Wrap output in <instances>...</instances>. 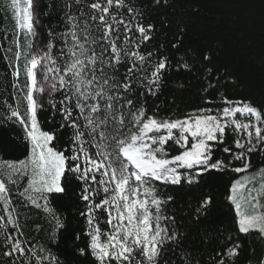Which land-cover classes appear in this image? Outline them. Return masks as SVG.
<instances>
[{"label":"snow or ice","instance_id":"6c2138e0","mask_svg":"<svg viewBox=\"0 0 264 264\" xmlns=\"http://www.w3.org/2000/svg\"><path fill=\"white\" fill-rule=\"evenodd\" d=\"M8 8L15 26L10 39L4 37L8 45L0 47L13 69L12 87L22 90L26 101L25 116L17 108L8 119L24 126L30 148L25 160L0 168V248L6 264H55L50 256L39 254L47 251L43 246H27L16 236L19 214L9 185L26 177L19 196L48 213L47 194L64 192L65 173L81 183L88 249L98 264H174L164 257L179 246L182 234L175 216L164 214L162 206L172 197L158 194L159 185L199 184L198 177L211 170L247 173L252 154L264 155V109L221 93L215 108L216 102L205 97L204 107L183 116L150 114L145 97L157 95L170 66L167 57L153 60L152 52L140 50L152 39L153 27L138 21L140 14L131 0H63L65 30H49L47 43L38 31L39 0H9ZM202 61L207 62L206 77L211 76V55L202 54ZM181 69L188 71L190 65L182 61L174 70ZM215 87L209 81L204 91ZM45 103L61 116L60 129H70L63 148L53 144L55 132L38 127L37 111ZM228 136L233 137V147L225 144ZM217 149L228 154L227 161L213 159ZM235 161L241 166L233 167ZM257 174L264 179V168ZM251 183L234 182L229 200L237 211L238 231L264 237V212L240 211L238 192L247 189L244 197L253 209L264 195V183L260 188L249 187ZM211 204V196L200 200L195 219L206 215ZM101 210L108 226L103 232L96 216ZM240 248L238 241L226 244L209 258L211 264H235ZM79 252L85 254L83 248ZM181 258L183 264H200L190 252H183Z\"/></svg>","mask_w":264,"mask_h":264},{"label":"trees","instance_id":"16d2710c","mask_svg":"<svg viewBox=\"0 0 264 264\" xmlns=\"http://www.w3.org/2000/svg\"><path fill=\"white\" fill-rule=\"evenodd\" d=\"M8 3L9 0H0V44L5 46L9 41L4 37L8 35L10 39L15 26ZM131 3L140 14L138 21L153 27L152 39L141 44L140 50L152 52L153 60L167 57L170 66L157 95L145 97L150 114L155 113L162 118L183 116L204 107L205 97L216 102L215 108L220 103L221 93L230 100L248 101L264 109V0H160V3L131 0ZM39 4L38 23L41 27L38 31L42 42L47 43L49 30L54 33L65 30L61 10L63 0H39ZM174 44L177 47H173ZM204 53L212 57V75L207 77V62L202 61ZM5 55L4 48L0 47V168L4 169L7 162L25 160L30 148L24 126L15 118L8 119L11 110L17 108L20 115L25 116L26 101L23 91L12 87L13 69L8 66ZM182 61L190 65V70H174ZM24 63L22 56L19 61L21 85L25 79ZM209 81L216 87L205 92ZM37 121L40 130L56 133L57 140L53 144L58 148L67 145L70 129H60L62 118L49 104L45 103L43 109H38ZM232 140L233 137L228 136L225 144L233 147ZM171 154H176L174 148ZM217 158L227 161L229 157L217 149L213 159ZM251 164L247 173L208 171L198 177L199 184L159 185L158 194L172 197L168 204L162 206L164 214L175 216V226L182 234L179 246L174 252L168 251L164 259L183 264L181 254L190 252L200 264H211L209 258L217 250L238 241L241 248L235 264H261L264 261V237L255 231L248 234L238 231L237 211L229 200L234 182L264 168V155L252 154ZM232 166L241 165L235 161ZM26 183L25 177L17 185H9L19 214L20 231L16 236L27 246L37 249L43 246L47 251L39 254L50 256L55 264H98L89 253L90 237L85 234L89 226L86 217L81 215L87 210L86 202L81 200V183L74 175L65 173L62 178L64 192L47 194V206L51 210L48 213L43 208L32 207L19 196ZM205 196H211L212 204L206 215L195 219L194 209ZM2 207L0 205V213ZM96 216L101 231H105L108 228L104 222L106 213L101 210ZM167 223L162 221V224ZM81 248L85 250L84 255H80ZM6 260L3 248H0V264H6ZM44 264L49 262L44 261Z\"/></svg>","mask_w":264,"mask_h":264},{"label":"rangeland","instance_id":"374dc122","mask_svg":"<svg viewBox=\"0 0 264 264\" xmlns=\"http://www.w3.org/2000/svg\"><path fill=\"white\" fill-rule=\"evenodd\" d=\"M39 30V29H38ZM255 175V178L253 179V176ZM254 175H247L243 176L241 179V183H245L247 180H251L252 183L249 184V187L255 186L256 188H260L261 184L264 183V179H262L257 173H254ZM247 189L244 190L246 192ZM244 192H238V202L241 203V212L246 213H252V212H264V195H261L259 198V206L256 209H253L252 203L248 202L244 197Z\"/></svg>","mask_w":264,"mask_h":264}]
</instances>
